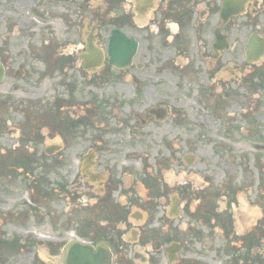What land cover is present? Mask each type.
I'll return each instance as SVG.
<instances>
[{"label": "flooded vegetation", "instance_id": "obj_1", "mask_svg": "<svg viewBox=\"0 0 264 264\" xmlns=\"http://www.w3.org/2000/svg\"><path fill=\"white\" fill-rule=\"evenodd\" d=\"M39 4L0 0V167L28 176L29 169L75 167L78 157L74 179L84 193L77 190L76 203L109 215L99 222L85 216L81 227L91 245L108 243L109 264H264V208L253 189H235L230 197L221 184L210 185L215 201L204 207L203 197L190 191L198 177L183 170L204 154L205 163L229 167L236 156L227 161L225 154L251 150L243 149L247 137L264 152V117L257 114L264 0H82L81 43L61 68L78 71V99H54L51 88L50 96L33 93L41 80L23 59L26 50L16 53L10 44L7 25L23 22L8 16L10 9L37 16ZM114 30L124 35L120 55L130 42L137 47L112 63ZM72 147L78 148L71 157ZM28 179L38 195L42 181ZM47 184V194L54 192V183ZM0 186L3 195L12 190L10 182ZM14 206H1L0 224L17 212ZM10 244L31 253L24 264H63L55 247L48 258L38 257L48 243L32 233ZM7 259L0 246V264Z\"/></svg>", "mask_w": 264, "mask_h": 264}, {"label": "rangeland", "instance_id": "obj_2", "mask_svg": "<svg viewBox=\"0 0 264 264\" xmlns=\"http://www.w3.org/2000/svg\"><path fill=\"white\" fill-rule=\"evenodd\" d=\"M81 1L40 0L37 16L31 14L32 17L28 8L10 9L11 13L7 14L12 16V19H23V22L17 24V28L10 29L7 25L6 30L11 46L16 48V53L19 48L26 50L23 59L28 64H32V75L41 80L36 85V90L31 89L33 93H43L44 96L49 95L51 88L53 90L51 97L54 99L64 95L76 99L80 97L78 71L71 69L64 72L61 68L64 58L67 56L73 57V53L75 54L81 43L78 31V10ZM86 16H90V14H86ZM25 34H29V36H25ZM32 47L35 55H33ZM74 63H77L76 60H74ZM66 68L63 66V69ZM64 80L65 84H63ZM261 93L262 105L257 107V114L264 117V88ZM256 145L257 143L253 139L247 137L243 149L251 150L225 154L227 161L232 160L231 154L236 156L235 163L229 162V167H221V164L217 166L214 162L205 163L204 154L198 165L183 168L188 174L194 173L193 176L198 177V183L196 184L193 180H190V184L195 185L190 191L203 197L205 200L204 207H212L215 201L214 196L209 195L210 185L221 184L224 191H229L230 197L233 196L235 189L245 194L252 188L253 198H256V202L259 201V204L264 208V161L262 166L260 165V160H264V152L259 151ZM43 146L44 144L41 143L40 149ZM77 148L72 147L70 149L71 157L72 152L77 151ZM108 156L110 157V155ZM78 159L77 157L74 160L75 167L70 166V168L59 169L42 167L35 171L29 169V177H35L42 181L38 186L43 191L41 190L38 195H33L32 182L28 179L26 171L21 172V169L0 167V183L10 182L12 188V190L4 192L5 195L0 191V209L4 205H6V208H10L13 204L15 206L12 209H18L13 215L1 217L0 246H2L3 253L8 258L5 261L6 264H24V257L31 254L24 255L18 248H10V241L15 238H26L28 234L32 233L40 242L48 243V245L41 244L38 250V257L44 259L48 257V249L51 250L55 247L52 253L59 255L63 245L68 240L75 238L87 239L85 236H87L88 230L81 227L85 222V216L88 217V220L94 219L98 222L109 216L100 207L90 206L91 204L84 206L76 203L77 198H82L81 195L84 193L78 180L74 179V176H80L76 167ZM68 177L69 179H67ZM4 178L12 179L4 180ZM48 182L54 183L55 187V191L51 192L50 189L49 194L43 188L48 186ZM42 183L43 186H41ZM62 183L69 184V188H61ZM254 185H257V189H254ZM261 187L262 192H260ZM77 190L82 194L77 193ZM31 207H33L32 212H30ZM236 214L237 218L243 220V215L240 212L237 211ZM88 223L90 222L88 221ZM24 251H27V249H24ZM259 252L264 256V244Z\"/></svg>", "mask_w": 264, "mask_h": 264}, {"label": "water", "instance_id": "obj_3", "mask_svg": "<svg viewBox=\"0 0 264 264\" xmlns=\"http://www.w3.org/2000/svg\"><path fill=\"white\" fill-rule=\"evenodd\" d=\"M117 35H113L110 48L113 50L115 38ZM134 48V47H133ZM115 51H111L114 61L121 59H127L131 56L130 51H126V55H120L118 52L120 47H115ZM124 49V48H123ZM109 249L106 245H100L98 248H94L84 242L73 240L64 247V264H104L105 258L108 257Z\"/></svg>", "mask_w": 264, "mask_h": 264}]
</instances>
